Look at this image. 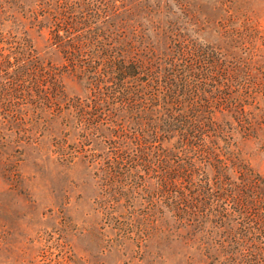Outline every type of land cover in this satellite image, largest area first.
<instances>
[{"label": "trees", "instance_id": "obj_1", "mask_svg": "<svg viewBox=\"0 0 264 264\" xmlns=\"http://www.w3.org/2000/svg\"><path fill=\"white\" fill-rule=\"evenodd\" d=\"M250 1L30 0L18 17L13 3L24 4L1 0L0 129L33 120L53 137L93 139L96 207L116 223L153 213L162 221L170 211L179 222L248 230L259 217L247 209L214 220L177 212L191 194L264 189L233 139L236 129L264 135V110L254 112L264 66L253 53L258 30L245 20ZM21 21L45 31L58 61L16 28ZM22 130L18 139L28 138ZM246 242L241 264H264L263 240Z\"/></svg>", "mask_w": 264, "mask_h": 264}, {"label": "rangeland", "instance_id": "obj_2", "mask_svg": "<svg viewBox=\"0 0 264 264\" xmlns=\"http://www.w3.org/2000/svg\"><path fill=\"white\" fill-rule=\"evenodd\" d=\"M1 1V0H0ZM14 2L11 12L26 15L30 0ZM245 20L255 30L253 53L264 66V0L248 2ZM22 18V17H21ZM24 19V18H22ZM34 45L44 47L45 31L21 21ZM67 91L73 88L67 83ZM264 110V98L254 112ZM28 115V114H27ZM19 127L29 137L18 139ZM66 129H69L68 127ZM64 133V131L62 132ZM71 133L47 134L33 120L0 129V264H241L250 241L264 242V189L232 195L191 194L177 215L235 217L245 209L258 214L248 230L233 222H179L173 212L141 224L116 223L97 210L93 178V139ZM233 137L249 165L264 176V135ZM76 136V137H73ZM93 137V135H91ZM263 185V181H257ZM252 249V246L250 247Z\"/></svg>", "mask_w": 264, "mask_h": 264}]
</instances>
